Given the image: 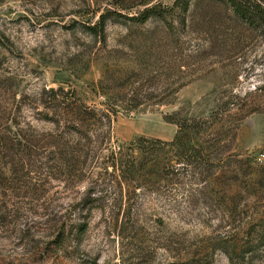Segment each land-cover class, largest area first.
<instances>
[{"label":"rangeland","instance_id":"obj_1","mask_svg":"<svg viewBox=\"0 0 264 264\" xmlns=\"http://www.w3.org/2000/svg\"><path fill=\"white\" fill-rule=\"evenodd\" d=\"M173 2L0 0V264H264V34L213 0L185 26L131 19ZM167 116L205 120L214 166L160 143L132 179L128 145L172 141Z\"/></svg>","mask_w":264,"mask_h":264},{"label":"trees","instance_id":"obj_2","mask_svg":"<svg viewBox=\"0 0 264 264\" xmlns=\"http://www.w3.org/2000/svg\"><path fill=\"white\" fill-rule=\"evenodd\" d=\"M194 0H174L171 6H161L159 4H155L153 6H149L141 10L138 15L132 16L131 19L133 21L139 23H146L150 18L157 17L165 21L169 27L174 26V19L178 20L179 23L182 25L187 24V15L191 9L192 2ZM221 5L225 6L227 10L231 13L236 20L243 26L251 30L258 31L264 34V0H213ZM168 17H171L172 20L170 21ZM88 29L94 35H102L104 36L105 29H106V15L101 14L98 18V21L93 25H88ZM59 108L57 105H53V108ZM66 107H71L72 110L77 111V119L81 120L85 124H93L95 122L106 123L110 126L112 122V116L116 114V110L113 109V112H105L104 110L100 111L96 107L89 106L87 104H77L74 101H68ZM51 117L52 121L58 123L59 121L55 119L53 116H46ZM166 119L170 122H174L178 125V130L176 133L175 138L169 142H162L159 139H149L147 137L141 136L132 141L128 145V149L132 151L131 157L132 159L128 158V176L132 177V179L139 180L142 174H139L141 171L145 169V163L149 161L148 156H143L142 159L134 156L136 151H144V153H153V148L160 143L170 145L172 147L178 148L174 152V155H178L177 163H183L184 166L191 165L194 167H206L210 169L214 166V159L210 157L207 153L208 148L203 147V144H199L196 142V138L205 131L208 126L205 125V120L203 119H196V118H182L177 119L173 116H167ZM93 121V122H92ZM89 122V123H87ZM71 130H74L78 133H82L83 129L79 127V125L74 124L71 127ZM21 136V134H19ZM18 137V136H17ZM10 137L8 138V142L12 144L10 147H18L16 152H13L11 156H15L20 152H23L24 143L21 141L20 138ZM25 137V136H24ZM0 143L6 147L7 144L4 143L2 139H0ZM9 147V148H10ZM8 148V149H9ZM25 148V147H24ZM21 150V151H18ZM206 151L207 154H204ZM143 153V152H142ZM145 155V154H144ZM208 155L207 157H204ZM113 162V165L117 167V161ZM188 170V169H187ZM164 173V172H162ZM179 172H177L172 166V169L168 170L162 175V177L167 178L170 176L171 178L168 179L169 182H176L174 181V175L177 177ZM161 176V174H159ZM138 177V178H137ZM86 229L84 226L83 230Z\"/></svg>","mask_w":264,"mask_h":264}]
</instances>
